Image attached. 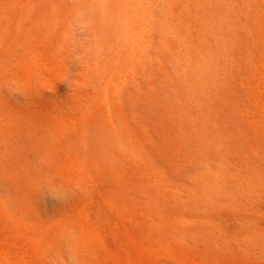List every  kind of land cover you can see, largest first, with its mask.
<instances>
[{
	"label": "bare ground",
	"instance_id": "6f19581e",
	"mask_svg": "<svg viewBox=\"0 0 264 264\" xmlns=\"http://www.w3.org/2000/svg\"><path fill=\"white\" fill-rule=\"evenodd\" d=\"M79 1L24 0L30 8L27 7L28 12L24 8L23 13L33 16V21L42 27L51 28L54 22L63 25L66 10ZM79 3L81 8L93 11L99 30L98 37L92 34L97 37L92 43L99 41V44L89 42L86 46L100 49L99 54L93 55L95 59L92 50L88 56V61L92 57L94 61H90L95 62L90 63L95 67L90 70L100 74L94 73L92 81L91 77L87 78L90 83L96 82V91L89 95L96 92L95 101L94 96L88 99L96 107L81 112L76 122L73 118V123L68 125L70 129L61 135V142L47 141L46 135L52 130L47 127L48 122L27 116L20 107L7 102L8 96L5 98V85L10 84L21 93L30 86L25 87L16 77L18 73L15 74L18 69L23 70L16 67L19 62L15 46L20 32L11 30L6 20L0 18V203L10 213L8 222L25 230L28 239L24 240L32 244V250L25 246L27 250L41 253L44 264H49L51 252L59 250L65 234L69 233L66 227L69 224L55 223L57 217L39 214L37 207L42 187L54 186V182L58 185V179H49L55 162L45 168L40 161L45 159L41 163L47 165L55 158L56 145L68 143L75 134L83 145L78 157L89 161L94 183L117 194L125 204H132L144 214L141 221L147 217L157 226L162 224L170 236L185 243L191 241L202 249L205 254L200 258L201 264H264V71L258 65L264 59V0H82ZM19 14L16 20L21 18ZM32 25L28 27L29 33ZM26 30L27 26L24 35ZM246 32L257 36V40L246 36ZM59 34L66 36L64 30ZM20 38L26 40L24 36ZM26 59L25 63L33 62ZM167 59L174 67L177 92L185 109L184 114L181 110L176 112L182 114L183 119L177 118L183 123L179 124L178 120L177 123L183 127L173 124L176 130L181 129L176 131L177 143L172 135L175 131L171 134L173 138L162 134L164 127L159 122H163L162 118L157 120L163 128L160 132L153 124L152 114L145 115L146 109L142 113L128 112L118 93L123 92L125 82H131L128 78L132 74L137 82L144 78L142 75V79H137L136 72L140 69L135 72V66L151 63L155 70L164 69ZM171 66L169 73H173ZM132 69L134 73L129 72ZM126 70L130 76H125ZM120 76L128 78H122L123 86L120 84L122 87L115 89ZM153 92L154 98L160 94ZM171 95L167 104L171 103ZM88 105L83 109L91 107ZM174 105L172 109L178 110ZM133 108L137 112L143 109ZM84 113L88 114L87 118H83ZM167 119L164 121L169 124ZM48 169L50 173L45 172ZM126 193L133 197L121 200V194ZM94 217L95 222L96 214ZM87 223L90 226L88 220ZM38 260L43 263L41 258Z\"/></svg>",
	"mask_w": 264,
	"mask_h": 264
},
{
	"label": "rangeland",
	"instance_id": "374dc122",
	"mask_svg": "<svg viewBox=\"0 0 264 264\" xmlns=\"http://www.w3.org/2000/svg\"><path fill=\"white\" fill-rule=\"evenodd\" d=\"M69 1H73V0H69ZM81 1L82 0H80L79 2ZM79 2L75 6L73 5V8L66 10L67 18L65 16L63 25L62 23L57 24L56 22H54L53 23L54 26L52 25L51 28L49 27L47 28L45 26L42 27L36 21H33L34 20L33 16L28 15L27 9L30 8V6H28V4L24 2V0L22 1L0 0V9L2 8L4 9V11H0V13H2V15L0 14V18L2 19L4 18L6 20L5 22L7 23V27H9L11 30L14 31L15 29V32L18 33L20 32V35L18 37L19 44H17L18 42L16 41V46H15L16 49L15 53L17 54V59L19 62L16 67L21 68L23 70L20 71V69H18L17 72H15V74L18 73L16 77L18 76L17 78L21 79L20 81L23 83V85L26 84L25 87L30 86L28 89L25 88L24 92L21 93L17 89H14L13 86L11 87L10 84H8V86L5 85L6 87L4 89V91H6L5 93L6 95L4 94L5 98L8 96L9 99L7 97V102H9V104L12 106L15 104L16 105L15 108L20 107L22 110L25 111L27 116L33 117L35 119H41L42 121L44 120L46 121L45 124L48 122L47 127L49 129L51 128L52 130L51 129L50 130L53 132L51 134V131H48V134L46 135V139L47 141L49 140V142H51V140L52 141L54 140L55 142L56 140L61 142L60 141L61 135L63 133L65 134V131L70 129L68 126L70 125L69 123H73L71 120H73L74 118L73 121H75L77 118L78 119L79 117L81 118L80 114L81 115L83 114L81 112L92 111L96 107L95 103L91 105V103L89 104L88 101V99L90 100L94 96L92 98L94 102L95 94H96L95 92L93 96L91 97L89 96L91 95L90 93L96 91L94 90V88L96 87L95 86L96 82L90 83L89 81V80L92 81V76L95 73L94 71H92L93 68L95 69V67L90 66V63H92L91 65L95 64V62H92L94 60H92L91 58L92 57L94 58L93 55H97L96 54L97 52L99 54L100 49L98 48V46L95 48H90V47L95 43V42L92 43V41H95V38L98 37L99 30H98V25L96 24L95 15L93 11L91 9L81 8L82 6L80 5ZM20 5L21 7L23 5V7L20 9L21 13L19 14ZM8 7L9 9H7ZM23 9L27 11L25 12L27 16L25 15V13H23ZM74 12H77L76 16ZM69 13L72 14L71 15L72 17H70ZM17 14L21 15V18H19L18 20H16L19 17ZM23 15L26 17L24 18ZM63 15H65L64 12ZM73 17H76V20H74L75 18ZM15 20L17 23L16 26H15ZM19 20H20L19 22L20 24H18ZM72 20L75 23H73ZM31 25L32 28L30 30L31 33L30 34L28 32L29 31L28 27H30ZM25 26H27V30H26L27 33L25 34L26 36L23 34L24 32L23 30H25ZM63 30L65 31L66 34L65 37L62 34L61 35L59 34L60 32H63ZM90 30L92 31L91 32L92 38L89 39L88 35L90 34ZM68 33L70 36L68 35ZM92 34L94 36L96 35L97 37H93ZM21 36H24L26 40L20 38ZM61 36L63 37L62 39L59 40ZM246 36L250 37L251 39L253 38L254 40L255 39L257 40V36L255 37L254 35H250L247 32H246ZM62 40L63 42L65 41L64 44L61 43ZM96 41H98V39H96ZM89 42L92 43V45L90 47H86L90 45ZM96 43L99 44V41ZM96 43L94 45H96ZM60 44H62V46L59 51ZM66 46L69 48H67ZM18 47H20V50H18ZM89 50L93 51V52L91 51L93 54L92 57H90L92 61H90V59L88 61V56L91 55V53H89ZM94 50L96 51L94 52ZM239 50L242 51V54L240 53V55H243L244 53L243 50L242 49ZM54 51L60 54L59 58L56 57L58 56V54H56V52ZM27 53L29 54L26 55ZM78 53L80 55H78ZM52 56L54 58L53 61H52ZM61 57H63L64 59L62 58L63 59L62 60ZM26 58L28 59L30 58L29 60L32 59L33 62L25 63L27 62ZM62 61L65 63V65ZM19 64L21 66L25 65L24 68H26V70L24 71V68L21 66L18 67ZM27 64L30 66L32 65V68H30V66H28ZM148 64L145 67L135 66L133 68V69L136 68L135 72L136 70L140 69L139 70L140 72L139 71L136 72V74L139 75L136 76L137 79L139 77L142 79L143 77L142 75H144V78L142 80L138 79L139 80L138 82L135 81L136 78L133 76V74L132 75L130 74L131 76L127 74L129 72L134 73L133 69H132L133 72L132 71L128 72L126 70L127 72L126 71L125 72L127 75L123 74L122 72L121 73L122 76L123 75L130 76L132 78L131 79L127 77L132 82V86H131V82L129 83V80L128 81L125 80L128 82V84L127 82L124 81L125 86L122 87L123 86L121 84V82L123 81L122 78L125 79L126 77L120 76L121 79L118 77L120 83L118 81L117 82L118 84H115L116 86L115 89L117 87H118L117 89H120L122 87L121 90L123 92H118V93H120L121 100L123 101L122 103L123 105L125 103L126 106L124 105V107L127 109L128 112L142 113L146 109L147 112L144 111V113L145 115L152 114L151 117L153 120L152 119L151 120L153 121L154 126L156 128L158 127V130L161 132L163 128L161 126L159 127L158 121L162 118L163 122L161 120L159 121L165 130V132H163L164 130L162 131V134L165 133L168 136H171L173 131L175 132L180 131L181 130L180 128L183 127L182 125H180L181 127L179 126L180 123H183L181 122L182 121L181 119H183L180 116L181 113L179 114V112L178 113L176 112L181 110L180 112H182V114L185 113L184 105L181 101L179 93L177 92L178 87L176 85L177 79L175 77L176 75H175L174 67H172L173 65L171 66V61H169L168 59L165 60L164 69H160L158 67L156 68L158 72L151 66V63L149 65ZM258 65L259 68H261L264 71V59ZM167 66L169 67V69L170 66L172 67L171 69L174 74L172 72L171 73L173 75L168 72L169 69ZM10 68H11V73H13L12 65ZM34 68H36V70ZM91 68L92 70H90ZM148 74L150 75V78ZM95 75H100V74L95 73ZM90 77L91 79H89ZM94 77L97 79L96 76ZM94 77H93V81L95 79ZM98 77H100L101 79L102 76H98ZM160 78L164 80H161ZM141 82L145 84H142ZM126 86L130 87L129 90L128 88H125ZM155 86L157 87L156 88L157 91L155 90ZM136 87L138 89H136ZM132 88L134 91H131L130 94V90H132ZM125 90L128 91V93ZM144 90H147L148 92ZM151 91L152 92L155 91V93L160 92L161 95L156 93L158 95L155 94L156 98H154L153 97L154 92L152 93ZM169 94L170 95L172 94L171 103L173 105L175 104L178 107V103L179 102L181 103V105L179 103L178 110L175 105H174L175 107L173 106V108L174 109L176 108V110L174 111L172 109V104L170 103V101L167 104V101L170 100ZM164 95L165 96L168 95V96L165 97ZM162 98H164V100ZM127 99L129 102L127 101ZM173 99H177V100L173 101ZM87 101L88 103H86ZM88 104L91 105V107ZM81 105L82 107L80 108ZM84 105H88L89 108L88 106H86L85 108L88 109L86 110L83 109ZM167 106L168 107L170 106L171 108H167ZM133 107L135 108L139 107L143 109L138 108L140 112L139 110L137 112V110L135 111ZM147 109L149 110V112ZM167 109L168 111L170 109L168 113L166 112ZM163 111H165L166 113L164 114ZM160 112L163 113V115L161 114L160 117H157L160 114ZM173 112L176 115L173 116L172 115L174 114ZM169 113L173 116V119L171 120L169 117L172 118V116ZM84 114L85 115H83V118L84 116H86L87 118L88 114L87 113ZM165 115L168 116L167 118L169 119L165 118ZM175 116L176 118L181 117V119L178 120V118L177 119L175 118L174 120ZM148 117L149 116H147V118ZM154 119L158 121L154 123L155 121ZM164 119H167L169 121L168 122L169 124H167V122H165ZM177 120L179 124L177 123ZM172 121H174L175 123ZM150 123L152 124V122ZM176 123L180 127V128L178 127V130H176L177 126H174ZM165 125L167 126L169 125L168 130L166 128L167 126ZM165 134L163 135L165 136ZM176 134L178 133L173 132L172 134L174 136V141L178 139V137H176L177 136ZM173 136L171 137L173 138ZM80 140L81 138L79 136L77 137L75 136V134L74 135L72 134L68 143L66 142L59 144L61 146L56 145L55 158H52L53 162L50 160L48 163L49 165L48 164L46 165L44 163H41V161L43 162L45 159L40 161L41 166L45 165V168L46 166L47 167L49 166L50 168V165L52 166V164L55 162L54 164L56 166L53 164V166L50 168V171L53 169L52 172L50 173L49 169L47 171L45 170V172L50 173L52 175V176L50 175L49 177V175L46 174V176L49 177V179L54 181L58 179L57 186L59 187L55 186V182H54V186L46 185L42 187V189L40 190V195H39L40 199L37 207V212L39 214H44V215L48 214L50 217L54 219L57 217V220H54L55 223L62 225L69 224L66 225L69 233L65 234V237L63 238L62 243L60 244L59 250L51 252L50 255L51 261L49 262V264H201L200 258L205 254L202 249L195 247L191 241L188 242L186 241L185 243V240L181 241L179 239L170 236L169 234L164 232L163 230L164 227L160 226L162 224L158 225L160 226L158 227L157 224L153 223L147 217L143 218L141 221V217L142 216L144 217V214L142 215V213L139 212V210L136 209L134 206L133 208L131 206L132 204L131 205H129L130 203L125 204L124 202L120 201V197L117 194H114L109 190L103 189L100 186H98L96 183H94V178L91 174L92 170L89 161L82 160L80 157H78L80 153L79 151H82L83 149L80 148L83 146L82 141ZM77 146L79 149L76 148ZM129 192L131 191L129 190ZM126 194H124L125 196L121 194V200H125V198L127 197L128 198L133 197L129 193ZM8 213L9 211L7 209H4L0 203V264H28L30 261H32V263L37 262L35 264H44V260H43L44 257L41 256L42 255L41 253L40 254L39 252L36 253L37 252L36 250H34V253L37 255H35L33 251L32 253H30L32 250V244L30 240H29L30 242L29 244H28V240L26 241L24 240V238L28 239L26 238L27 237L26 234H24L25 228H23L24 231H22V228L20 226L18 225L14 226L12 223L10 224V222H8L10 213L9 214ZM86 213H87V218H86ZM95 214H96L95 222H97L98 224L94 222ZM59 217L60 220H58ZM87 220L90 223L89 224L90 226L87 225L88 224ZM89 220L92 221L93 223L90 222ZM99 222L102 223L100 224ZM95 225L99 227L97 226L94 227ZM26 245L31 250H27L28 248L25 247ZM134 248L136 249L135 251ZM27 251L30 254H28ZM33 257H35L36 259L35 261L33 260ZM40 258L41 260H43L42 261L43 263L39 262L40 260L38 259ZM26 260L28 262H26Z\"/></svg>",
	"mask_w": 264,
	"mask_h": 264
}]
</instances>
